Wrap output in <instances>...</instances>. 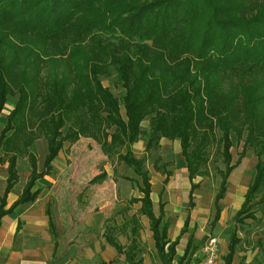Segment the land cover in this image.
Masks as SVG:
<instances>
[{
  "label": "trees",
  "instance_id": "obj_1",
  "mask_svg": "<svg viewBox=\"0 0 264 264\" xmlns=\"http://www.w3.org/2000/svg\"><path fill=\"white\" fill-rule=\"evenodd\" d=\"M110 68L123 89L121 97L100 79ZM10 95L17 98L0 129V150L8 161L0 221L34 201L36 181L50 173L65 140L100 135L104 145L123 149L119 158L137 177L132 180L140 195L131 201L140 203L138 210L148 219L160 264H190L195 249L187 243L176 256L178 237H168L163 202L154 213L145 159L132 150L146 119L145 153L164 173L163 185L170 171L157 153L159 142L179 140L190 183L180 232L194 206L199 186L194 178L207 172L211 144H219L224 165L218 169L213 223L229 174L246 148L256 155L223 256V264H232L237 229L264 204V0H0V116ZM29 125L45 136L46 154L38 169L35 153L27 151V181L6 206L18 180L21 145L32 142ZM243 132V147L233 162L231 134L240 138ZM45 213L55 235L50 209ZM130 222L126 247L110 235L105 240L124 255L125 264H141L138 227L134 217Z\"/></svg>",
  "mask_w": 264,
  "mask_h": 264
},
{
  "label": "rangeland",
  "instance_id": "obj_2",
  "mask_svg": "<svg viewBox=\"0 0 264 264\" xmlns=\"http://www.w3.org/2000/svg\"><path fill=\"white\" fill-rule=\"evenodd\" d=\"M100 79L116 96L123 95V89L117 84L112 68L110 73L100 76ZM16 98L17 95L8 96L0 116V129ZM120 108L123 115V106L120 105ZM147 123L146 119L141 122L142 131L132 144V150L137 157L145 159L151 181L154 213H159V202H163V220L168 221V237L170 240L178 237L176 256L182 255L187 243H190V249L196 250L209 235H214L218 242L217 264H223L232 231L233 215L253 179L256 155L250 147L246 148L239 163L229 174L226 194L219 201L220 216L213 223L214 197L220 183L218 169H223L224 165L221 162L219 144H211L207 172L194 178L195 182L199 181L198 188L193 191L194 206L190 210L185 230L180 232L186 214L190 183L179 140L161 138L159 142L157 153L170 171L168 182L163 185L164 173L153 167L152 160L145 153ZM67 126L65 124L62 127L63 132L67 130ZM29 128L32 131V142L27 147L21 145L16 159L18 180L10 190L6 206L18 197L27 181L30 172L27 151L35 153L38 169L46 154L45 136L31 125ZM244 136V132L240 138L231 134L230 151L233 162L243 147ZM102 139L100 135L98 138L80 135L74 141L63 142L52 162L50 173L35 183L34 188L38 189V194L34 201L15 209L18 229L27 235L37 233V238L41 241L56 242L58 259L69 252L71 257H77L80 261L101 264L104 259L112 264H125L124 255L109 246L105 235H110L121 246L126 247L131 238L130 220L134 217V225L138 227L139 233V254L143 259L141 264H160L148 219L139 212L140 203L131 201L140 195L137 182L132 180L137 177L119 158L123 149L108 147L102 143ZM7 165L8 161L0 150V197L6 184ZM46 208L50 209L55 235L49 228ZM254 214L255 218L246 219L237 229L240 241L235 248L232 264H264V204L256 206ZM41 257L45 264L50 261L45 253H41Z\"/></svg>",
  "mask_w": 264,
  "mask_h": 264
},
{
  "label": "crops",
  "instance_id": "obj_3",
  "mask_svg": "<svg viewBox=\"0 0 264 264\" xmlns=\"http://www.w3.org/2000/svg\"><path fill=\"white\" fill-rule=\"evenodd\" d=\"M9 194L10 192L7 198ZM15 209L5 214L0 221V264H45L41 253L47 254V259H50L46 264H97L93 261H80L77 257H71L69 252H66L63 258L58 259L56 242L41 241L37 238V233L31 232L27 235L26 232L18 229L19 221ZM102 262L110 261L102 259L101 264Z\"/></svg>",
  "mask_w": 264,
  "mask_h": 264
},
{
  "label": "built area",
  "instance_id": "obj_4",
  "mask_svg": "<svg viewBox=\"0 0 264 264\" xmlns=\"http://www.w3.org/2000/svg\"><path fill=\"white\" fill-rule=\"evenodd\" d=\"M218 242L214 235H209L191 257L190 264H217Z\"/></svg>",
  "mask_w": 264,
  "mask_h": 264
}]
</instances>
